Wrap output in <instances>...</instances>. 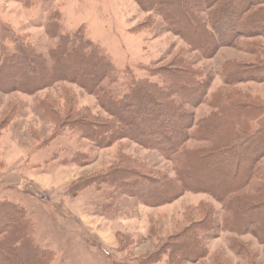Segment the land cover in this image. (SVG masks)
<instances>
[{"label":"rangeland","instance_id":"1","mask_svg":"<svg viewBox=\"0 0 264 264\" xmlns=\"http://www.w3.org/2000/svg\"><path fill=\"white\" fill-rule=\"evenodd\" d=\"M183 1L185 5L193 2ZM219 3L200 12L206 25L210 26L211 12ZM3 25L15 33L14 39L49 60L61 36L82 31L114 67L104 82L107 89L121 97L135 81L158 82L173 93L180 111L194 117L192 130L214 113L213 103L221 95L236 94L264 106V80L233 84L226 81L224 72L229 64L259 65L264 57L260 35H241L232 43L227 37L215 54H206L137 0H0ZM10 37L8 29L0 31V53L15 51V40ZM179 70L197 74L203 100L192 98L190 89L182 91L181 86L189 87L187 71L182 79L173 75L174 81L162 74L177 75ZM1 83L11 85L0 79ZM8 90L0 88V202L24 208L34 240L52 254L48 264H169V246L186 229L208 219L213 221L212 228L201 233L207 252L197 262L188 259L183 264H264V241L253 230L235 232L226 227L227 202L193 191L160 204L138 196L139 188L131 179L175 178L179 154L170 159L132 137L98 145L87 136L92 130L82 120L89 119L91 126L92 121L109 117L95 94L67 80L33 92ZM261 115L252 121L249 135L264 127ZM79 124L86 126L87 135ZM186 124L187 119L182 126ZM223 131L209 140L182 135L183 149L214 151L217 143L224 144L229 137L230 131ZM256 139L244 144L240 153L259 157L263 152L256 156L252 147L262 146L264 138ZM214 167L215 174L220 172L218 165ZM224 169L229 172L228 167ZM255 169L251 179L233 192L237 206H245L244 197L249 205L263 200L264 155ZM230 170L241 177L248 171L242 164ZM154 186L146 184L144 190ZM260 212L264 220V209Z\"/></svg>","mask_w":264,"mask_h":264},{"label":"trees","instance_id":"2","mask_svg":"<svg viewBox=\"0 0 264 264\" xmlns=\"http://www.w3.org/2000/svg\"><path fill=\"white\" fill-rule=\"evenodd\" d=\"M137 2L145 10L163 16L172 32L181 36L193 48L206 54L208 52L215 54L218 46L222 45L227 37H230L228 43L236 41L241 35L264 37V0H193L186 5L183 0H137ZM217 2H220L219 8L211 12L208 26L200 12ZM194 9L198 13L193 12ZM4 29H8L11 33L10 38L15 40V51L12 54L0 53V79L11 82L8 87L5 82L1 83V89L7 91L9 88H20L33 92L58 80L80 84L95 94L109 113V117L103 122L96 118L98 122L92 121L91 126L87 124L89 119H82L85 121L84 124L91 127L90 135L85 134L86 126L79 124L78 128L93 138L98 145L110 144L119 137H132L142 145L160 150L170 159L179 154L175 178L141 176L138 179L135 177L131 179L132 184L136 183V187L139 188L137 194L141 199L146 201L149 198L151 204H160L174 199L185 191L210 193L218 200L227 202L228 214L225 220L227 228L235 232L253 230L257 237L264 241L262 222L264 220L260 212L264 209V192L261 193L263 200L259 203L253 202L251 205L247 197L242 199L245 206H237L232 198L233 192L251 179L256 170V163L264 155V144L262 146L254 144L252 147L256 156L257 153L263 152L255 159H252L251 155L240 153V148L244 144L252 143L255 138L256 140L264 138V127L249 135L252 121L260 114H264L263 105L247 102L236 94L221 95L213 103L214 113L202 119L197 123L198 127L192 130L196 124L194 117L180 111V105L174 100L173 93L167 92L158 82L148 79L135 81L121 97L107 89L104 82L112 75L114 67L99 47L85 38L82 31L61 36L49 60L42 55H36L32 47L24 41L14 39L15 33L11 32L10 27L6 25L0 27V31L3 32ZM2 50L5 51L6 48L2 47ZM260 63L258 66L247 68L241 64H229L224 68L226 81L235 84L246 80H264V57ZM63 65L65 69L61 70ZM186 71L179 70L177 75L175 72L171 75L166 71L162 74L168 75L169 80L174 76L182 79ZM258 73L262 74L258 76ZM186 79L189 81V87L181 86L182 91L190 89L192 98L203 100L204 96H199L201 83L197 79V74L187 71ZM160 97L164 98V101ZM138 105L140 106L137 107ZM186 119V126H182ZM223 130L230 131L229 137L224 144L217 143L214 151L206 149L186 152L183 149L185 138H181L182 135L183 137L193 135L201 140H209L217 134L224 133ZM249 158L252 160L250 163ZM240 164L248 169L242 177L230 172L232 167ZM217 165L221 170L215 174L214 166ZM224 167H228L229 172ZM227 175L232 177L224 178ZM207 179H212V182H208ZM151 183L157 186L144 190L146 184ZM261 191H264V186ZM212 225V219H208L186 229L173 242L172 247L169 246L171 249L168 248L169 264H183L188 259L197 262L204 256L207 251L201 242V233L209 231ZM0 258V264H48L52 260L51 252L40 248L34 240L31 234V221L26 218L24 208L8 201L0 202Z\"/></svg>","mask_w":264,"mask_h":264}]
</instances>
